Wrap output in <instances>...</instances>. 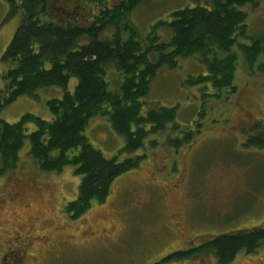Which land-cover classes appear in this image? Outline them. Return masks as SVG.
<instances>
[{
	"label": "rangeland",
	"instance_id": "rangeland-1",
	"mask_svg": "<svg viewBox=\"0 0 264 264\" xmlns=\"http://www.w3.org/2000/svg\"><path fill=\"white\" fill-rule=\"evenodd\" d=\"M109 1L115 5L119 0ZM86 2L52 0V9L88 26L99 7ZM194 2L151 0L128 22L145 40L160 21H170L174 11ZM257 2L256 8H245L251 38L264 34V0ZM82 4L87 7L79 10ZM8 14V3L0 0L1 88V75L7 71L1 58L21 21L20 15L8 20ZM112 34L108 31L103 37ZM157 35L162 42L171 38L164 28L157 29ZM238 56L237 91L225 90L220 99L212 87L205 91L186 85L189 78L207 73L196 57L180 60L173 72H158L147 108L176 107L174 123L180 130L200 134L193 145L178 152L158 137L159 146L140 168L118 178L107 201L94 204L79 219L72 220L65 207L77 199L82 178L72 168L62 174L41 172L28 155L26 141L17 170L0 176V260L5 256L4 264H154L169 255L172 246L203 245L219 234L264 227V149L245 143L247 135H264V72L250 74ZM156 59L150 56L152 62ZM114 68L106 81L110 90L119 91L123 77ZM77 83L75 78L70 81V92ZM63 94L59 87H48L38 90L35 98L22 96L0 113V122L16 123L25 114L51 120L47 102ZM27 127L29 132L36 130L32 124ZM85 134L107 157L119 155L124 147V140L100 118L92 120ZM174 264L218 263L214 255L205 254ZM231 264H264V246L253 254L241 253Z\"/></svg>",
	"mask_w": 264,
	"mask_h": 264
},
{
	"label": "trees",
	"instance_id": "trees-1",
	"mask_svg": "<svg viewBox=\"0 0 264 264\" xmlns=\"http://www.w3.org/2000/svg\"><path fill=\"white\" fill-rule=\"evenodd\" d=\"M5 1L10 5L8 20L20 15L21 21L1 58L7 71L1 75L0 113L22 96L35 98L43 88L59 87L64 94L47 102L51 120L25 114L16 123L0 122V175L18 168L29 141L28 155L41 172L62 174L72 168L82 178L77 199L65 207L72 220L84 216L94 204H104L116 180L139 169L159 146L158 137L178 152L200 134L180 130L174 123L176 107L147 108L151 84L161 69L173 72L180 60L196 57L207 73L189 78L186 85L205 91L212 87L217 99L225 90L237 91L238 53L250 74L264 72V34L251 38L246 25L245 8H256L257 0H194L193 5L174 11L170 21H160L145 40L128 19L151 0H121L115 8H109L107 0H92L101 9L88 27L58 20L52 0ZM159 28L171 32L168 42L157 35ZM108 31L113 35L103 37ZM151 55L157 56L156 61L150 60ZM111 67L123 77L119 91L110 90L106 81ZM73 78L78 83L70 92ZM97 118L108 121L124 140L119 154L126 155L124 159L107 157L90 142L85 133ZM29 124L36 130L29 132ZM246 137L247 147L264 149V135ZM263 246L264 227L260 226L216 235L209 243L168 260L211 254L218 264H231L241 253L253 254Z\"/></svg>",
	"mask_w": 264,
	"mask_h": 264
},
{
	"label": "flooded vegetation",
	"instance_id": "flooded-vegetation-1",
	"mask_svg": "<svg viewBox=\"0 0 264 264\" xmlns=\"http://www.w3.org/2000/svg\"><path fill=\"white\" fill-rule=\"evenodd\" d=\"M7 2V1H6ZM8 3V2H7ZM120 3H121V0H119L118 1V3L117 4H115V5H112L111 3H110V1L109 0H107V6L109 7V8H115L116 6H119L120 5ZM146 3H148V2H146ZM86 4L88 5H91V6H97V7H99V10H98V13L96 14V15H94L93 16V18H92V20L90 21V23L88 24V26H90L92 23H93V21L95 20V17L96 16H98L99 15V13H100V9H101V4L98 2V1H92V0H87V2H86ZM83 5V6H82ZM82 5H80V7H79V10H83V9H86V5L85 4H82ZM8 6H9V12H10V5H9V3H8ZM75 13V12H74ZM58 14V17H57V19L58 20H60V21H62V22H64V23H67V24H78V25H80L79 23H76V22H74V21H76V20H70V21H68V20H66V19H64L63 18V16L62 15H60L59 13H57ZM94 14V13H93ZM92 14V15H93ZM69 15H73V13H69ZM8 16H9V14H8ZM83 17H84V15H83ZM74 19V18H73ZM88 26H86V27H88ZM114 32V31H113ZM113 35V34H112ZM111 35V36H112ZM110 36V37H111ZM109 37V38H110ZM163 142H164V140H163ZM165 143V142H164ZM192 145H193V143H192ZM191 146V145H190ZM187 147H189V146H187ZM168 148V147H167ZM169 149V148H168ZM17 170V169H16ZM14 171V170H13ZM9 172V171H8ZM0 173H1V171H0ZM7 173V172H6ZM5 173V174H6ZM5 174H3V175H5ZM0 176H2V175H0ZM196 239H198V238H196ZM195 239V240H196ZM199 243H200V241H199ZM8 244H10V242H8ZM201 245L200 244H198V245H194V246H182V247H173L172 246V248L170 249V254L169 255H167L166 257H164V258H162L161 260H159L158 262H156V263H154V264H160L162 261H168V262H166V263H164V264H174V263H180V262H185V261H187V260H190V259H193V258H196V257H193V258H189V259H186V260H182V261H177V262H175V261H169L168 259H170L172 256H175V255H177L178 253H181V252H188V251H190L191 249H197V248H199ZM6 255V254H5ZM6 259V257L5 256H2V258H1V260H0V264H4L3 263V260H5ZM10 264H14V262H11ZM15 264H22L21 262H15Z\"/></svg>",
	"mask_w": 264,
	"mask_h": 264
}]
</instances>
